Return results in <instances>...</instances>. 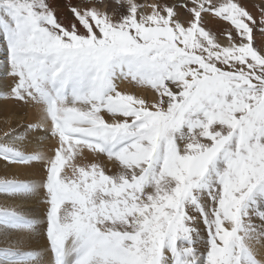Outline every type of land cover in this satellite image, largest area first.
<instances>
[{"label": "snow or ice", "instance_id": "1", "mask_svg": "<svg viewBox=\"0 0 264 264\" xmlns=\"http://www.w3.org/2000/svg\"><path fill=\"white\" fill-rule=\"evenodd\" d=\"M69 10L65 28L48 0H0L3 98L38 109L23 136H0V194L45 206L36 219L0 205V264H264V13L240 0ZM34 166L39 180L6 176ZM37 233L43 250L28 247Z\"/></svg>", "mask_w": 264, "mask_h": 264}, {"label": "bare ground", "instance_id": "2", "mask_svg": "<svg viewBox=\"0 0 264 264\" xmlns=\"http://www.w3.org/2000/svg\"><path fill=\"white\" fill-rule=\"evenodd\" d=\"M254 2V5L252 2ZM142 3H151L153 0H140ZM243 6L253 15L254 18L259 21V13L257 12L258 8L264 13V0H249L247 3L244 1H240ZM50 6L55 10L56 17L58 22L64 26L65 28H70L71 24L73 23L74 17L70 12V6L79 5L82 3V0H48ZM105 3H110V0H105ZM250 5V6H249ZM102 6V5H101ZM262 14V13H261ZM205 25L206 27L212 29L214 32L219 31L224 28V25L218 22L215 19L210 17H205ZM256 29V28H254ZM261 34L264 36V33H255L253 36L254 45L255 46H262L264 45V38L259 37ZM225 37H220V42H225ZM4 61V48L2 42H0V94L4 95L9 91L6 82V75L4 72L3 67ZM117 86H121L122 81H117ZM139 88V87H138ZM143 91L151 92V90L143 89ZM153 94L149 95V101L151 100ZM5 100L6 102H2ZM13 114V115H12ZM20 114V116H19ZM38 116V109L32 106L22 105L12 99H5L2 98L0 100V136L3 135L4 132L8 131L9 129H15L19 135L23 136L24 127L29 123H34ZM51 142L55 143L54 140ZM91 159V157L89 158ZM100 161L104 163L108 169H113V165L111 162L107 161L106 157L101 156ZM114 170V169H113ZM5 173L0 172V177H4ZM7 178H15L20 180H39L43 176V172L39 166H34L33 168H24V167H13L9 170L6 174ZM43 196L34 197L28 201H24L20 198H10L0 194V205L8 204L12 206L20 205V210L29 214L31 217L40 219L43 217L45 206L42 203ZM34 204L39 206L38 210L35 209L37 212L33 213L32 207ZM32 205V206H29ZM201 243L199 247H203V240L206 238L205 233L203 231V226L201 225ZM9 238H11V234H9ZM5 241V233L3 230H0V247L4 246ZM31 249L43 250L45 247V239L42 235L37 233L36 238H34L30 245H28Z\"/></svg>", "mask_w": 264, "mask_h": 264}, {"label": "rangeland", "instance_id": "3", "mask_svg": "<svg viewBox=\"0 0 264 264\" xmlns=\"http://www.w3.org/2000/svg\"><path fill=\"white\" fill-rule=\"evenodd\" d=\"M240 1H244V2H248L249 0H240ZM252 2V4L254 5V2L253 1H250ZM250 6V5H249ZM259 15H261V13H263L260 8L257 9ZM261 33V31L259 30V28H256L254 29L253 31V36L255 35V33ZM263 34H261L259 37H263L262 36ZM4 67V66H3ZM6 77V82H7V86L10 87L11 85V79L8 78L6 75L4 76V78ZM118 87V90L122 91V92H128V93H132V94H135L137 96H140V97H143L145 99H148L149 100V95L152 94V92H147V91H143L141 88H138L137 86H135L134 84L128 82V81H122V84L121 86H117ZM3 98V95L0 94V100H2ZM2 102H6L5 100H3ZM13 115V114H12ZM20 116V114H19ZM52 139H47V140H44L43 141V144L41 145V147L43 148V150L45 152H47L49 150V148L51 147H54L55 143L51 142ZM29 206H32V205H29ZM39 206L37 204H34V206L32 207V210L34 211L35 209L38 210ZM37 211L35 210L33 213H36Z\"/></svg>", "mask_w": 264, "mask_h": 264}]
</instances>
